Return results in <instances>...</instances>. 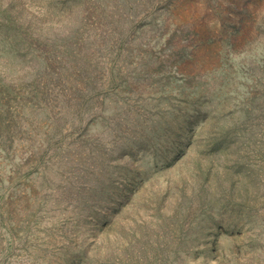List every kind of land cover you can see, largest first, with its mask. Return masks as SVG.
Returning <instances> with one entry per match:
<instances>
[{
    "label": "rangeland",
    "instance_id": "rangeland-1",
    "mask_svg": "<svg viewBox=\"0 0 264 264\" xmlns=\"http://www.w3.org/2000/svg\"><path fill=\"white\" fill-rule=\"evenodd\" d=\"M0 264H264V0H0Z\"/></svg>",
    "mask_w": 264,
    "mask_h": 264
}]
</instances>
